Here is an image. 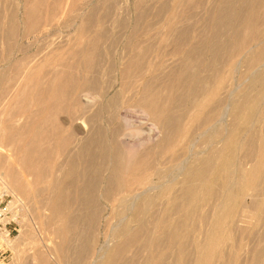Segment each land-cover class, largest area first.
<instances>
[{"label": "bare ground", "instance_id": "1", "mask_svg": "<svg viewBox=\"0 0 264 264\" xmlns=\"http://www.w3.org/2000/svg\"><path fill=\"white\" fill-rule=\"evenodd\" d=\"M80 1L0 0V182L50 235L34 263L264 264V0H134L144 38L104 87L101 42L123 19ZM69 11L67 39L18 46ZM130 110L159 138L128 142ZM100 198L114 222L97 249Z\"/></svg>", "mask_w": 264, "mask_h": 264}, {"label": "rangeland", "instance_id": "2", "mask_svg": "<svg viewBox=\"0 0 264 264\" xmlns=\"http://www.w3.org/2000/svg\"><path fill=\"white\" fill-rule=\"evenodd\" d=\"M97 1L98 0L87 1L86 6L90 7L91 5L97 3ZM82 2H83V0H82ZM82 2L80 1L79 4L77 5V7H81L83 5ZM85 2H86V0H85ZM114 4L115 5H112L110 7V9L113 10L112 16L116 20H118V19L122 20L123 19V21H122L123 24H121V25L115 24L114 21L110 20V22H109L110 26L109 27L111 28V31L108 34L109 36L107 35L106 39L101 42V50L103 51V53L99 56L100 57L98 59L99 63L97 62V64H96L97 68L95 71L97 74L94 72V75H96V76L98 75L99 81L103 85V86L101 85L102 87L107 86L113 80H115L117 78L118 72H117L115 66L119 65V60L124 57V55L126 54L125 51L127 50V48H129L130 46H134V44L136 42H139L141 39L144 38V37L141 38L138 36H129L128 35L132 25L134 24L133 23L134 18H135L134 0H116L114 2ZM7 8H9L8 5H7ZM66 13H68V14H66ZM59 15L60 14H58L56 17H58ZM65 15H67V16H65ZM70 15H71L70 11L69 12H63L60 15L62 19L57 24H52L51 26L47 27L46 32H44V29L40 28L37 32L32 33L28 38L18 39V41L20 40L18 42L19 44L17 43L18 46H23V47L27 46L28 49H26L25 54L28 53L27 55H29V54H34L35 51H39L40 53H42L43 49L46 48V45H48V44L50 45V43L54 42L58 37H61V38L64 37L67 39L68 38L67 36H69V34L71 32L70 30H68L69 28L67 25L69 23L67 21V18ZM66 22H68V23H66ZM64 26H65V28H64ZM154 27H155V30H158L161 28L160 31L157 32V33H159V35L163 32L162 21L154 24ZM20 30H21V28H20ZM131 39H132V41H131ZM51 45L53 46V44H51ZM41 48H43V49L41 50ZM39 52H37V53H39ZM15 57L16 58L22 57V53H18L17 55H15ZM111 66H113V68ZM110 77H111V79H110ZM231 84H232V86L238 87V85L240 84V81L236 80V79H233V80L231 79ZM111 92L113 93V89H110L109 94H112ZM263 102H264V99H263ZM132 111H133V113H132ZM122 113H126L129 116V118H127L128 119V126L125 130V132L127 133L125 139L128 142H133L134 140H137L139 138H140L139 140H141V137H142V140H144V142L146 140H148L146 142H154L156 139L159 138V136H158L159 133H158V130H156V127H154L153 124H150L151 122L146 117H144V115H142L139 111L130 110L127 112L122 111ZM63 116L64 115L62 113H60L58 115V119H60L62 121V118H64ZM228 119H229V117H226V121ZM1 133L2 132L0 131V135H1ZM148 134H150V135H148ZM155 136H157V137H155ZM148 138H151V139L149 140ZM0 171H1V169H0ZM6 194H7L6 200L14 201L11 194H9L7 192H6ZM44 196L45 195L43 193H38L36 198L41 199ZM21 198L18 199L19 201L17 199H16V202L14 201V207H17V213H18L17 226H16L17 231H14L12 233V235L10 236V240L15 239L18 235V230L26 224H28L27 232L24 235V237H20L16 240L12 241V243H10L9 245H7L4 242L3 243L0 242V264H35L34 263L35 261L32 259V256H33L35 250H37V249L41 250V246H44V247H42V250L47 255L49 260L51 261L53 256H52V254H50V252L48 250V246H46L50 242V240H49L50 235L48 234L47 230L41 229L40 226L37 224L36 214L34 213V211H32L33 208L31 210V206H28L29 205L28 203H30V202H26L23 198L22 199ZM24 202H26L28 205ZM99 203L102 207H101V215H100V219H99V225L97 226V229L95 232L96 239H95V244H94V246L97 247V249L106 240V234L104 233V228H103L105 226L104 223L106 224L107 220H109L111 222V224H113L112 222H114V220L112 218L109 219L111 208L109 207L108 203L102 198L99 199ZM30 205H31V203H30ZM103 234H104V236H103ZM23 238H25V239L23 240ZM248 247H249V245L247 243H245V249H247ZM44 248H46V249L44 250ZM102 254L104 255V253H102ZM60 264H62V263H60Z\"/></svg>", "mask_w": 264, "mask_h": 264}, {"label": "built area", "instance_id": "3", "mask_svg": "<svg viewBox=\"0 0 264 264\" xmlns=\"http://www.w3.org/2000/svg\"><path fill=\"white\" fill-rule=\"evenodd\" d=\"M7 194L0 182V242L1 239H9L14 231H17V207L14 201L6 200ZM14 200V199H13ZM16 202V201H15Z\"/></svg>", "mask_w": 264, "mask_h": 264}]
</instances>
